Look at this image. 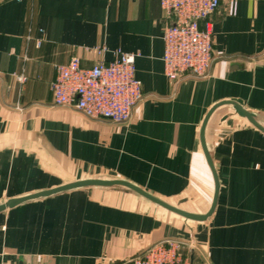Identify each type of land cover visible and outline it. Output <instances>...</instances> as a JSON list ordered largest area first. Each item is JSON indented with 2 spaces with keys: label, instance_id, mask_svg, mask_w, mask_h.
<instances>
[{
  "label": "crops",
  "instance_id": "0c3cea01",
  "mask_svg": "<svg viewBox=\"0 0 264 264\" xmlns=\"http://www.w3.org/2000/svg\"><path fill=\"white\" fill-rule=\"evenodd\" d=\"M209 20L208 73L173 83L158 0H0V203L115 177L206 212L213 179L199 131L207 111L234 101L264 125V0H238L235 15L221 3ZM116 49L136 55L143 96L129 120L54 104L55 65L75 55L88 67ZM205 140L219 180L207 219H185L120 189H71L0 211V264H118L164 239L193 241L194 264H264V133L223 104Z\"/></svg>",
  "mask_w": 264,
  "mask_h": 264
},
{
  "label": "built area",
  "instance_id": "2783aa9c",
  "mask_svg": "<svg viewBox=\"0 0 264 264\" xmlns=\"http://www.w3.org/2000/svg\"><path fill=\"white\" fill-rule=\"evenodd\" d=\"M158 1L167 19L162 34L166 77L175 83L186 74L205 76L213 57L209 18L221 3L226 4L228 15H235L238 0ZM93 51L101 54L105 47H94ZM135 57L133 53L116 49L113 59H99L88 67L82 66L75 55L66 63L55 65L51 83L54 104L72 106L94 119L115 123L129 120L143 96L140 81L135 77ZM17 79L23 82L25 76L20 74ZM194 250L193 241L164 239L118 264H194Z\"/></svg>",
  "mask_w": 264,
  "mask_h": 264
},
{
  "label": "water",
  "instance_id": "95a60500",
  "mask_svg": "<svg viewBox=\"0 0 264 264\" xmlns=\"http://www.w3.org/2000/svg\"><path fill=\"white\" fill-rule=\"evenodd\" d=\"M223 104L231 105V108L233 109L234 113H236L237 115L247 119V121L249 123H251L254 127H256L257 129H259L260 131H262L264 133V125L258 119L257 114L246 109V108H244L243 106H241L240 104H238L234 101H222V102L216 103L207 111V113H206V115L202 121L201 127H200L199 138H200V143H201V147H202V151H203L206 163H207L209 170L211 172V175H212L213 194H212L211 203H210L207 211L204 213H196V212H192V211L183 209V208L179 207L178 205L172 204L170 202H167L163 199H160V198L152 195L151 193L145 191L141 187L131 183L128 180H125L122 178H115V177H113V178H102V177L82 178V179L70 181L67 183H63L61 185H58L56 187H53V188H50L47 190H41V191L30 193V194H27L24 196H20V197H16V198H10V199H7L6 201L0 203V211H3L7 208H11V207H13L19 203H22V202H25L28 200L50 196V195L60 193V192H64V191H68L71 189L83 188V187H103V188L120 189V190H123L125 192L134 193L136 195H139L140 197H143L147 201H149L155 205H158V206L162 207L163 209H166L172 213H175V214H177V215H179L185 219L192 220V221H203V220L207 219L212 214V212L214 211L216 203H217L218 192H219V180L217 177V172H216V169L214 167L210 152H209L207 144H206L205 130H206L207 122H208L211 114L213 113V111L218 106L223 105Z\"/></svg>",
  "mask_w": 264,
  "mask_h": 264
},
{
  "label": "rangeland",
  "instance_id": "374dc122",
  "mask_svg": "<svg viewBox=\"0 0 264 264\" xmlns=\"http://www.w3.org/2000/svg\"><path fill=\"white\" fill-rule=\"evenodd\" d=\"M192 203H193V201H192ZM182 205H183V204H182ZM182 205H181V206H182ZM183 206H184V205H183Z\"/></svg>",
  "mask_w": 264,
  "mask_h": 264
}]
</instances>
